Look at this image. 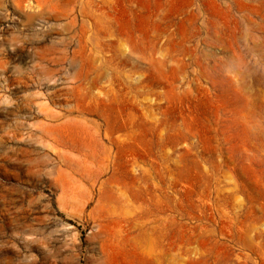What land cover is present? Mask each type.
Instances as JSON below:
<instances>
[{
  "label": "rangeland",
  "instance_id": "rangeland-1",
  "mask_svg": "<svg viewBox=\"0 0 264 264\" xmlns=\"http://www.w3.org/2000/svg\"><path fill=\"white\" fill-rule=\"evenodd\" d=\"M243 6L0 0V264H264Z\"/></svg>",
  "mask_w": 264,
  "mask_h": 264
},
{
  "label": "bare ground",
  "instance_id": "bare-ground-1",
  "mask_svg": "<svg viewBox=\"0 0 264 264\" xmlns=\"http://www.w3.org/2000/svg\"><path fill=\"white\" fill-rule=\"evenodd\" d=\"M222 1L227 2L231 9H233L236 3L242 4L244 6L249 5L251 7V10L249 9L250 12L243 16L249 28L248 30L249 36L253 40H257V38L260 39L262 37L261 33L264 31V0H222ZM204 15H205L204 18L207 21L208 12L206 8L204 9ZM255 47L257 48V46H254L252 48ZM262 50H264V48Z\"/></svg>",
  "mask_w": 264,
  "mask_h": 264
}]
</instances>
